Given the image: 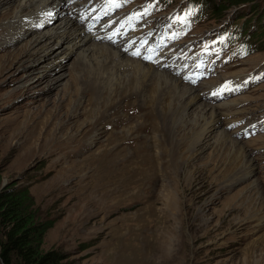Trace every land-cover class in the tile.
Returning a JSON list of instances; mask_svg holds the SVG:
<instances>
[{
	"label": "rangeland",
	"instance_id": "obj_1",
	"mask_svg": "<svg viewBox=\"0 0 264 264\" xmlns=\"http://www.w3.org/2000/svg\"><path fill=\"white\" fill-rule=\"evenodd\" d=\"M21 1L0 5V180L28 185L43 216L56 220L44 248L65 250L76 264H264V133L246 135L241 128L264 112V79L229 97L201 99L221 104L239 98L243 109H256V115H224L222 124L208 129L212 135L202 148L197 135L206 119L199 101L186 118L173 115L172 121L151 92L122 96L120 108L95 127L97 134L106 131L100 140L110 137L121 156H133L100 173L91 157L102 149L99 140L91 142L89 131L79 141L91 128L87 115L95 116L102 102L86 92L83 56L63 52L61 64L45 72L43 63L28 58L31 39L84 0L57 2L43 20H28V27L10 24ZM225 1L214 0V9ZM239 19L245 33L264 37V0H241L216 13L203 31ZM86 23L77 22L81 28ZM262 60L264 46L223 74ZM221 78L196 83L207 84L208 92L216 85L211 81ZM222 129L239 142H220ZM245 150L258 162L250 175L243 171ZM118 178L121 188L112 189Z\"/></svg>",
	"mask_w": 264,
	"mask_h": 264
},
{
	"label": "bare ground",
	"instance_id": "obj_2",
	"mask_svg": "<svg viewBox=\"0 0 264 264\" xmlns=\"http://www.w3.org/2000/svg\"><path fill=\"white\" fill-rule=\"evenodd\" d=\"M12 1L13 0H0V5L4 6L11 4ZM60 1L66 0H22L20 8L13 19L10 20V24L14 25V22H20L24 27H28L32 24V22L30 23L28 20L31 18L34 21L43 20L48 16V11L51 12L53 7L56 8L57 2ZM86 2L87 0H84L75 4L73 8H77L76 12L70 15H64L56 26L47 28L46 31L35 35L31 39L33 48L29 50L28 58L35 60V62L43 63L41 66L44 65L45 67L42 68V71L45 72L48 67L51 69L57 68L61 64L62 60H60V54L63 52H78L83 56L85 64L83 67V78H86L87 81L85 82L89 84L86 92L92 96V99H102L99 111L95 116H93L92 111L90 115H87L88 122L91 125L90 130H86L79 139V141H82L87 137V133L91 131L90 141L94 142L93 140H99L98 142L102 149L99 152L91 153V157L95 158V160L93 159V163L96 171L100 173L106 171L111 172L113 169L121 168V165L133 156V154L121 156L123 150L113 145V139L110 137L100 140L103 136V132L106 131L102 130L101 133L97 134L98 130L95 127L97 120L104 119L110 109L120 108L122 96H125V99L128 95L130 96V94H137L142 97L143 93L151 92L150 96L152 94L153 103L159 102L157 104H165L164 107L167 109L165 110L166 116L172 121L176 120L175 117H171L173 115L180 116L182 119L186 118L187 108L199 101L200 104L197 108L201 113L200 116L202 119H206L205 126L197 135L199 146L201 145L200 143L204 141L203 139H207L208 136L212 135V131L208 132V129L213 130L218 125L222 124V117L224 115L226 117L233 113L256 115V109L250 112L240 107L242 101L239 100V98H230L232 100L231 102L221 104L201 101V99L206 97V94L209 96V92H205V88H208L207 84H197L196 82L187 81L182 73L175 72L170 65L158 66L151 62H146L142 58L134 57L117 42L98 41L97 38H102L105 41L106 32L102 27L99 28L98 32L91 33L88 28H81L77 24L80 13L85 9L84 5L87 4ZM89 5L91 4L87 6ZM60 11L61 10H59V12ZM236 70L231 71L227 75L243 74L246 72V67H244V70ZM37 76L39 75L35 77ZM220 77H222L221 79L223 80L227 76L222 75ZM39 78L41 80V77ZM219 82L220 80L218 79L211 81V83H216V85ZM115 96L117 100H113ZM177 99L179 100L178 102L176 101ZM231 109L233 110L231 111ZM86 112L88 113V109L84 110V114H86ZM207 117L210 119L207 120ZM230 120L232 119L226 118V122ZM258 120H260V116L248 123L251 124ZM241 128H244V126H241ZM256 133L264 132L261 131ZM71 137L72 136H67L62 139L67 140ZM219 141L225 143L231 141L239 142V140L233 137L232 133L226 132L224 129L220 131ZM202 145L200 146L201 148ZM240 148L244 149L243 146ZM156 157H158L157 154ZM244 158H246L243 167L244 174L250 175L254 168L258 166L257 159L252 153L247 151L245 152ZM120 161L123 163L120 164ZM118 162L119 165L117 164ZM114 163L116 164L114 165ZM118 174L121 175L120 171ZM121 182L122 178L115 179L113 183L116 185L113 186L112 189L121 188ZM255 182H258V180Z\"/></svg>",
	"mask_w": 264,
	"mask_h": 264
},
{
	"label": "trees",
	"instance_id": "obj_3",
	"mask_svg": "<svg viewBox=\"0 0 264 264\" xmlns=\"http://www.w3.org/2000/svg\"><path fill=\"white\" fill-rule=\"evenodd\" d=\"M241 0H226L215 9L219 15ZM56 220L43 216L30 187L0 180V264H76L67 251L44 248L46 233Z\"/></svg>",
	"mask_w": 264,
	"mask_h": 264
},
{
	"label": "water",
	"instance_id": "obj_4",
	"mask_svg": "<svg viewBox=\"0 0 264 264\" xmlns=\"http://www.w3.org/2000/svg\"><path fill=\"white\" fill-rule=\"evenodd\" d=\"M230 22H232V20H231ZM5 183H6V182H5ZM5 183H4V184H5Z\"/></svg>",
	"mask_w": 264,
	"mask_h": 264
}]
</instances>
